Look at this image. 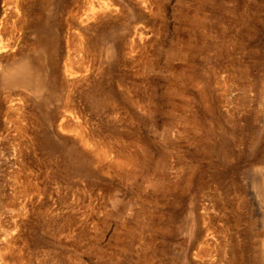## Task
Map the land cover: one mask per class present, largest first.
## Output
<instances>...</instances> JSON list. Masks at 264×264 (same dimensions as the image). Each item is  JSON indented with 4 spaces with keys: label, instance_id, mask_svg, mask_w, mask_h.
Segmentation results:
<instances>
[{
    "label": "rangeland",
    "instance_id": "374dc122",
    "mask_svg": "<svg viewBox=\"0 0 264 264\" xmlns=\"http://www.w3.org/2000/svg\"><path fill=\"white\" fill-rule=\"evenodd\" d=\"M0 38V264H264V0H0Z\"/></svg>",
    "mask_w": 264,
    "mask_h": 264
},
{
    "label": "bare ground",
    "instance_id": "6f19581e",
    "mask_svg": "<svg viewBox=\"0 0 264 264\" xmlns=\"http://www.w3.org/2000/svg\"><path fill=\"white\" fill-rule=\"evenodd\" d=\"M14 16H15V14H14ZM18 20H16V21H18ZM36 28H37V30L40 33V31H41L42 28L40 27L39 23H37V27ZM33 29H35V28H33ZM2 31H3V29H2ZM1 42H0V48H2V47L3 48L8 47V45L7 46H2L1 45ZM41 42H43V41H42V38L40 37V34H39V36L37 38H35V40L32 42V47L30 48L29 53H27V54H21L20 55V62L19 63L11 64L8 67H6V68L3 69V77L4 76H8L11 73L16 74L18 76V81L21 84H24V85L30 87L33 90L34 89L38 90L39 87H41V81H42V73H41V70L42 69H41V67L39 65V62H40L39 60L40 59L34 53V51L36 49L40 48V46H42L41 45ZM26 43L27 42H25V44ZM5 44H8V43H5ZM32 51H33V53H32Z\"/></svg>",
    "mask_w": 264,
    "mask_h": 264
}]
</instances>
